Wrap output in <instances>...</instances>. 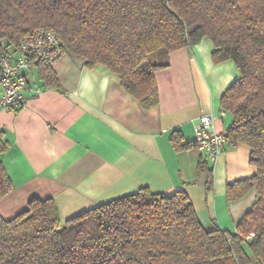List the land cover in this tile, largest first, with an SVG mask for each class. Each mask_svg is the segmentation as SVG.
Masks as SVG:
<instances>
[{
    "label": "trees",
    "instance_id": "1",
    "mask_svg": "<svg viewBox=\"0 0 264 264\" xmlns=\"http://www.w3.org/2000/svg\"><path fill=\"white\" fill-rule=\"evenodd\" d=\"M40 28L56 32L84 67L115 74L146 112L159 104L155 73L169 55L210 40L213 62L233 61L240 73L221 97L233 119L229 144L247 145L257 170L228 185L227 200L258 196L235 233L205 227L183 189L140 187L66 221L54 199L33 198L10 220L0 214V264H264V0H0V54L18 53ZM160 50L164 64L149 62ZM36 65L45 89L61 86L53 67ZM8 149L1 131L0 153ZM199 170L211 189L212 170L202 161ZM12 188L0 160V200Z\"/></svg>",
    "mask_w": 264,
    "mask_h": 264
},
{
    "label": "crops",
    "instance_id": "2",
    "mask_svg": "<svg viewBox=\"0 0 264 264\" xmlns=\"http://www.w3.org/2000/svg\"><path fill=\"white\" fill-rule=\"evenodd\" d=\"M213 48L205 39L171 53L170 66L155 73L159 104L147 112L103 67L86 68L65 54L53 66L61 86L45 89L33 61L27 106L0 108V132L9 142L0 160L13 183L0 200L1 216L14 218L33 198L54 199L66 221L140 187L153 193L183 189L205 227L235 233L258 192L228 201L227 187L256 174L251 149L228 141L211 163L204 152L181 147L194 139L201 116H212L216 132L228 130L233 120L222 115L221 97L240 73L233 61L215 64ZM200 161L212 170L211 189Z\"/></svg>",
    "mask_w": 264,
    "mask_h": 264
},
{
    "label": "built area",
    "instance_id": "3",
    "mask_svg": "<svg viewBox=\"0 0 264 264\" xmlns=\"http://www.w3.org/2000/svg\"><path fill=\"white\" fill-rule=\"evenodd\" d=\"M65 55L64 41L49 28H40L21 41L16 54H0V108L19 111L27 106L25 91L30 80V66L38 61L53 67ZM222 115L224 113L222 112ZM195 136L184 144L198 149L215 163L223 154L228 142V130L216 132L211 115H203L194 123Z\"/></svg>",
    "mask_w": 264,
    "mask_h": 264
},
{
    "label": "rangeland",
    "instance_id": "4",
    "mask_svg": "<svg viewBox=\"0 0 264 264\" xmlns=\"http://www.w3.org/2000/svg\"><path fill=\"white\" fill-rule=\"evenodd\" d=\"M149 62L164 64L166 61V54L164 50H160L157 53L151 55L148 59ZM253 264H256L255 262Z\"/></svg>",
    "mask_w": 264,
    "mask_h": 264
}]
</instances>
